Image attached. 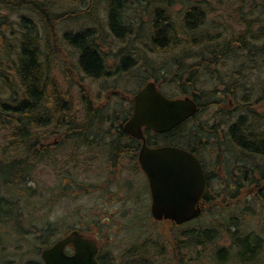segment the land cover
I'll use <instances>...</instances> for the list:
<instances>
[{
	"label": "trees",
	"instance_id": "16d2710c",
	"mask_svg": "<svg viewBox=\"0 0 264 264\" xmlns=\"http://www.w3.org/2000/svg\"><path fill=\"white\" fill-rule=\"evenodd\" d=\"M109 37L116 49L106 47ZM161 54H171L172 64L150 61L152 73L140 72L143 60ZM150 80L168 97L198 103L173 131L146 130L150 146L192 149L205 167L203 154L211 167L220 158L234 164L236 156L244 165L264 163V0H0V217L38 256L25 261L27 251L6 264H44L41 250L70 231L91 236L92 224L62 231L53 208L92 191H108L112 200L113 181L88 185L86 171L107 169L115 178L126 160L139 169L142 141L124 130L133 102L105 92L135 94ZM44 172L56 180L46 195ZM201 234L216 242L215 230L181 236L196 246ZM173 238L182 253L190 245ZM239 243L242 261L261 264L255 236ZM132 251L122 264H146L142 251ZM182 258L171 261L187 264Z\"/></svg>",
	"mask_w": 264,
	"mask_h": 264
},
{
	"label": "rangeland",
	"instance_id": "374dc122",
	"mask_svg": "<svg viewBox=\"0 0 264 264\" xmlns=\"http://www.w3.org/2000/svg\"><path fill=\"white\" fill-rule=\"evenodd\" d=\"M111 42V38L109 37L106 45L109 49L110 47L114 48L113 45L115 43L112 42V45L110 46ZM116 48L117 47L114 49ZM172 58L173 56L171 54H161L159 56H153V59H149V61L145 59L142 62L144 66L141 67L140 72L145 74V72L148 71L149 75L154 68L150 61L158 65L166 63H168L166 65H171ZM86 83L94 84V82L91 81H87ZM99 86L100 84H96L91 87V91L94 92L93 97H97V93L100 92L98 88ZM105 94L106 96L108 95V98H111L112 95H118V99L123 98V100H127L128 103H130V101L133 102L134 96L136 95L127 94L124 89L119 87L110 88ZM96 100L98 99L93 98L91 103L95 106H100L101 103L96 102ZM203 156L206 161V155L203 154ZM99 163H101L99 158H97V160L94 159L93 168L100 167ZM125 163L127 167L120 168V173H117V177L115 178L113 175L109 174L107 169L102 170L95 168L97 173H88L87 171L83 173V178L81 180L88 185L102 184V188H107V185L113 181V185L111 186L112 200L108 198L109 192H103V190L92 191L91 193H85L71 199H62L53 208L52 221H60V228L62 231H67L71 226L85 227L87 224H92L89 233L98 239L97 241H99L101 250L109 253L115 252L118 257L119 254L123 257V255L131 250L134 245L140 246L141 243H151L154 244L153 246L158 244V249L156 248L155 250L156 255L162 250L156 257V264H173L171 261L172 258H175V260L178 261L183 255L184 258L182 259L184 262L186 261L185 263L187 264H222L217 257V254L221 253V249L218 245L215 246V243L211 244L212 242H207L206 238L201 234L198 238L202 240V244L192 246L190 242H193V239L189 240V237H187V239L184 240L181 235L184 233L189 234L194 228V231L200 230L201 232L215 230L220 221H218V219L223 218L229 220L234 208H238V206L236 204H229L228 207L223 208L214 203L207 204L198 220H196V218L189 224L176 226L171 229L170 223L166 221H156L150 214L149 191L148 188H146L147 180L144 173L140 172L135 167H129L130 164L127 160ZM206 164H211V161ZM207 167L210 171L213 170L211 166ZM224 169H227V167H220V176L225 174V171L223 172ZM39 182L44 195L52 193V189L56 187V180L46 172H44V175ZM214 183L216 184V179L214 180ZM118 185H123V188L121 189ZM259 187H261V185ZM255 192L259 191L255 189L254 191L249 192L251 193L249 194L250 196L247 195V192H241L238 201L242 199V201L246 202V205H241L244 207V217L248 218L243 219V222H246V224L254 230L255 240L260 243L261 246V264H264V200L260 201L255 195ZM1 193H5L4 189L1 190ZM117 193L119 196H116ZM140 194V198H136L131 202L130 199L128 200V198H126L130 195L137 197V195ZM41 213L42 212H40V214ZM108 213L111 218H104ZM219 213L221 214L220 216ZM38 214L39 213H36V216ZM94 221H98V227L93 225ZM24 226H27L26 223ZM109 228H111V232H105ZM242 228L244 229L248 227L243 226ZM11 230L12 232H10V229L8 228L4 229L0 217V263L4 261L3 264H6L8 260L20 261L21 254L32 248L29 244L22 242L20 238H18L19 234H17L15 230ZM172 231H174V234H177V238L181 241V247H183L182 245L190 244L188 247L186 246L187 248H182L183 253L180 248H176L177 239L173 238L174 234ZM64 233L66 232H62V234ZM160 244L161 246L163 245V249H161ZM163 250H165L166 253H164ZM33 251L35 252L36 250ZM34 252L28 251L25 261H28L31 257L38 258L36 252ZM224 264L232 263L226 261ZM233 264H241L240 259L238 258L236 260L234 258Z\"/></svg>",
	"mask_w": 264,
	"mask_h": 264
},
{
	"label": "water",
	"instance_id": "95a60500",
	"mask_svg": "<svg viewBox=\"0 0 264 264\" xmlns=\"http://www.w3.org/2000/svg\"><path fill=\"white\" fill-rule=\"evenodd\" d=\"M198 110L190 98H169L154 81L148 82L134 96V111L124 130L143 140L139 154L141 168L148 178L152 198L151 212L157 220L167 219L183 224L199 214L197 203L206 192L207 180L197 157L176 146L148 147L143 129L166 133L178 127ZM74 246L73 254L65 252ZM98 247L78 231L43 249L45 264H102Z\"/></svg>",
	"mask_w": 264,
	"mask_h": 264
},
{
	"label": "flooded vegetation",
	"instance_id": "af4514ba",
	"mask_svg": "<svg viewBox=\"0 0 264 264\" xmlns=\"http://www.w3.org/2000/svg\"><path fill=\"white\" fill-rule=\"evenodd\" d=\"M238 150L239 149H237V144H236V151ZM210 159L211 158H209L208 161L213 162V160ZM219 160H220L219 164L216 163L214 165L215 167H212L213 168L212 171H210L208 167H205V165L202 162L203 170L205 171L206 177L208 179V186H207L206 195L201 199L197 207L203 211V209L206 207L207 204H213V203L223 208L228 207L229 204H236L238 206V208L237 207L234 208V211L232 212V215L230 216L229 220L219 218L218 221L219 220L220 221L215 229V237H216L215 246L218 245L219 248L221 249L220 254L225 253L226 256L225 260L221 261L222 264H224V262L226 261L233 264L234 258L236 260L238 258L240 259L241 248L239 247L240 245L239 240L243 241L245 239L246 241L250 242L251 238L255 234L254 230L251 227H249V225L246 224V222H243V219H248L244 217L245 216V213L243 212L244 207L241 206V205H246V202L242 201V199L238 201V199L240 198L241 192H247L248 193L247 195H249L251 194L249 192H252L255 189H257V191L259 192H255L256 193L255 195L258 197L260 201L264 200V164L261 163V164L250 165L248 163L247 165H244L240 162L239 156L235 157L234 164L231 165L225 164L224 158H220ZM220 167H227V169L223 170V172L225 171V174L223 176H220L219 174ZM215 179H216V184L214 183ZM260 185L261 187H259ZM201 215L202 214H200V216ZM220 215L221 214L219 213V216ZM200 216H198L197 219L196 218L195 219L198 220ZM104 218L108 219L111 217L109 216L108 213L106 216H104ZM195 219L191 220L190 222H187L186 224L191 223ZM243 226H247L248 228L243 229L242 228ZM175 227L176 226L174 224L170 226L171 229ZM110 229L111 228H109L105 232L110 233L111 232ZM204 234H206V232ZM153 245L154 244L151 243H141L140 246L136 245L132 249L133 251L134 250L142 251L145 254L144 261L146 264H151V263L154 264L157 255L154 248L155 246ZM164 245L166 246V244ZM176 248H180V246L177 245ZM132 249L129 251H132ZM161 249H163V245L161 246ZM101 257L102 260L104 261V264H122L121 258L113 255L112 253L103 252L101 254ZM240 261L241 264H254L253 260L244 262L240 259Z\"/></svg>",
	"mask_w": 264,
	"mask_h": 264
}]
</instances>
